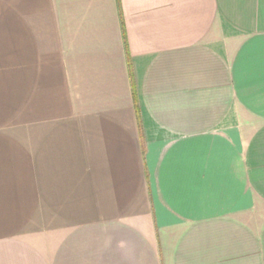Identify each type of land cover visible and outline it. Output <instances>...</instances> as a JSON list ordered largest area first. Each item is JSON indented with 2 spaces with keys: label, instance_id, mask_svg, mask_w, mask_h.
<instances>
[{
  "label": "crops",
  "instance_id": "1",
  "mask_svg": "<svg viewBox=\"0 0 264 264\" xmlns=\"http://www.w3.org/2000/svg\"><path fill=\"white\" fill-rule=\"evenodd\" d=\"M0 264H264V0H0Z\"/></svg>",
  "mask_w": 264,
  "mask_h": 264
}]
</instances>
